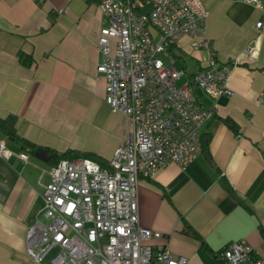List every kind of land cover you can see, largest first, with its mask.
<instances>
[{
  "label": "crops",
  "instance_id": "0c3cea01",
  "mask_svg": "<svg viewBox=\"0 0 264 264\" xmlns=\"http://www.w3.org/2000/svg\"><path fill=\"white\" fill-rule=\"evenodd\" d=\"M207 35L221 61L235 62L232 96L195 92L214 110L202 127L211 160L202 152L185 169L170 164L138 182L139 221L160 230L174 255L187 264H223L185 230L188 221L216 252L244 239L264 256V27L261 12L236 0H202ZM99 0H0V116L16 114L17 132L46 149L109 161L132 130L129 117L105 100L106 78L98 37ZM253 46L251 52L247 48ZM185 81L206 65L208 51L192 39L175 43ZM20 52L35 63L24 65ZM225 117L233 118L238 132ZM13 154L0 156V264H44L28 253L26 233L40 218L51 164L4 133ZM28 152L27 160L19 153ZM46 163L49 168L43 166ZM247 264H253L249 260Z\"/></svg>",
  "mask_w": 264,
  "mask_h": 264
},
{
  "label": "built area",
  "instance_id": "2783aa9c",
  "mask_svg": "<svg viewBox=\"0 0 264 264\" xmlns=\"http://www.w3.org/2000/svg\"><path fill=\"white\" fill-rule=\"evenodd\" d=\"M236 1L258 8L256 26L264 27V0ZM99 8L97 71L106 78V102L129 117L132 130L108 166L71 156L50 167L44 220L37 218L27 230L28 253L49 264H187L166 242L152 241L164 237L162 231L140 223L138 182L170 164L185 169L202 153V127L214 110L202 105L195 87L212 97L232 96L235 62L221 61L212 47L202 0H99ZM185 36L208 57L181 81L187 70L176 65L169 47ZM257 99L264 105V86ZM12 154L0 139V156ZM19 156L27 160L28 152ZM253 253V245L239 239L219 248L216 257L223 264H264V256Z\"/></svg>",
  "mask_w": 264,
  "mask_h": 264
},
{
  "label": "trees",
  "instance_id": "16d2710c",
  "mask_svg": "<svg viewBox=\"0 0 264 264\" xmlns=\"http://www.w3.org/2000/svg\"><path fill=\"white\" fill-rule=\"evenodd\" d=\"M175 44L170 45V50L174 53L176 57L177 54L174 51ZM20 60L21 62L26 66H32L35 63V58L32 54H28L25 52H20ZM17 115L10 113L9 115L2 117L0 116V129L5 133V135L9 138H11L13 141H22L23 146H27L30 148L31 151H36L39 147H41L36 142H33L27 138H24L20 136L17 132L16 128V122H17ZM225 123L232 128L234 131L238 132V126L236 121L231 117H225L224 118ZM208 139L206 138V135L202 133V152H204L208 158L211 160V155L209 152V137L210 135H207ZM49 151V160L48 162L52 165L57 164L61 159L63 158H69L72 156V153L74 150L68 149L64 152H59L58 150L54 148H48ZM93 158L99 161L103 166H108L109 163L107 160L102 159L100 156H97L96 154H93ZM185 230L193 235L195 238L199 239L204 246V248L210 252L211 254L215 255L216 252L206 243L204 238L201 236V234L188 222H185Z\"/></svg>",
  "mask_w": 264,
  "mask_h": 264
},
{
  "label": "water",
  "instance_id": "95a60500",
  "mask_svg": "<svg viewBox=\"0 0 264 264\" xmlns=\"http://www.w3.org/2000/svg\"><path fill=\"white\" fill-rule=\"evenodd\" d=\"M35 155L38 156L41 159L48 160V158H49V151H48V149H46L44 147H39L35 151Z\"/></svg>",
  "mask_w": 264,
  "mask_h": 264
},
{
  "label": "rangeland",
  "instance_id": "374dc122",
  "mask_svg": "<svg viewBox=\"0 0 264 264\" xmlns=\"http://www.w3.org/2000/svg\"><path fill=\"white\" fill-rule=\"evenodd\" d=\"M177 64V62H176ZM182 81V80H181ZM4 133L3 131L0 129V138L3 137ZM43 166L46 167V168H49V166L44 162H42ZM40 218L44 220V217H43V213L40 212ZM44 264H49L48 261L44 262Z\"/></svg>",
  "mask_w": 264,
  "mask_h": 264
}]
</instances>
